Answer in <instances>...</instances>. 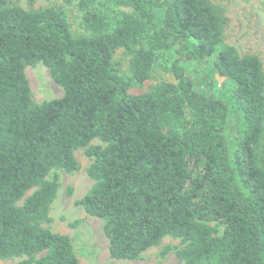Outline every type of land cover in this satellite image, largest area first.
Wrapping results in <instances>:
<instances>
[{
    "label": "trees",
    "instance_id": "obj_1",
    "mask_svg": "<svg viewBox=\"0 0 264 264\" xmlns=\"http://www.w3.org/2000/svg\"><path fill=\"white\" fill-rule=\"evenodd\" d=\"M60 1L24 10L0 0V261L80 264L70 238L43 225L58 191L48 175L77 171L83 150L93 184L79 204L102 222L112 259L171 237L183 264H264L259 58L225 43L227 19L210 0ZM198 60L229 84L242 116L233 149L227 104L187 73ZM37 64L61 97L32 102L24 70ZM155 69L173 81L150 83Z\"/></svg>",
    "mask_w": 264,
    "mask_h": 264
},
{
    "label": "rangeland",
    "instance_id": "obj_2",
    "mask_svg": "<svg viewBox=\"0 0 264 264\" xmlns=\"http://www.w3.org/2000/svg\"><path fill=\"white\" fill-rule=\"evenodd\" d=\"M10 6H19L24 10H36L51 6H61L60 0H6ZM227 19L224 28V41L232 45L239 55L252 54L259 58L264 72V0H210ZM68 22L74 35L77 33L78 13L73 7L66 8ZM168 57L172 59V54ZM127 56L123 51H117L113 56L114 66L118 73L126 74L128 70ZM187 73L195 82L198 89L213 93L224 100L229 108L227 138L230 149L235 146V140L243 129L242 116L235 107L227 82L217 78L210 62L198 60L186 65ZM34 104L56 99L62 96V89L51 79L47 68L42 64L27 66L24 70ZM173 81L172 76L161 70H153L150 83ZM209 81L214 83L210 89ZM92 145H100L95 139ZM264 152V138L261 143ZM78 170L66 173L54 170L48 175V180L55 179L58 184L56 198L50 206L51 221L43 227L50 232L66 235L80 264H183L174 254V249L180 247L179 239L165 237L160 245L143 252L132 261L115 260L109 256L108 241L102 232V222L87 215L79 201L89 191L93 182L87 175L91 161L83 150L74 152ZM169 251L162 256L165 249ZM19 259L0 261V264H18Z\"/></svg>",
    "mask_w": 264,
    "mask_h": 264
}]
</instances>
